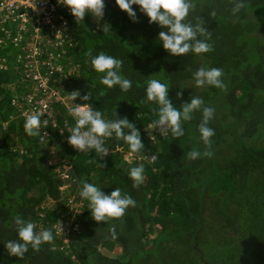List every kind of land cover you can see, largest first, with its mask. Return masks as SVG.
<instances>
[{"label":"trees","instance_id":"16d2710c","mask_svg":"<svg viewBox=\"0 0 264 264\" xmlns=\"http://www.w3.org/2000/svg\"><path fill=\"white\" fill-rule=\"evenodd\" d=\"M237 2L191 0L186 22L202 21L210 34L212 50L202 55L171 56L157 40L161 29L139 12L137 21H130L114 0H105L99 23L90 15L83 21L64 15L67 41L46 46L39 57L32 52L44 41L33 44L18 26L5 25L9 38L0 49L7 67L0 71V264H264V0H242L244 6L233 14ZM16 35L24 48L14 42ZM101 52L122 61V75L132 81L128 92L100 85L101 74L91 70L90 61ZM49 54L64 72L49 79L50 87L76 80L80 87L75 91H91L94 110L108 119L116 112L136 125L144 150L130 154L113 137L105 141L110 154L104 159L77 152L67 143L74 122L60 103L52 104L56 127L44 126L41 118L39 134L25 132L14 104H23L15 99L24 86L21 64L46 62ZM74 67L77 76L71 74ZM201 67L221 69L225 87H197L193 74ZM153 78L168 84L175 106L196 96L214 109L210 145L199 138V111L182 121L185 135L179 139L148 127L157 106L142 101L147 80ZM193 150L202 153L196 160L188 157ZM55 151L68 171L61 161L53 162ZM140 164L144 180L133 188L128 172ZM83 182L97 184L106 194L119 187L135 206L118 219L97 223L79 196ZM71 198L72 205L81 204L73 222L66 203ZM17 215L34 222L37 232L51 230L53 241L38 251L29 247L23 259L9 257L4 243L17 237Z\"/></svg>","mask_w":264,"mask_h":264},{"label":"clouds","instance_id":"9594fccd","mask_svg":"<svg viewBox=\"0 0 264 264\" xmlns=\"http://www.w3.org/2000/svg\"><path fill=\"white\" fill-rule=\"evenodd\" d=\"M65 6L75 20L83 21L90 15L97 23L105 16V0H58ZM118 9L125 13L132 22L138 19V12L142 14L149 25H156L161 29L157 40L163 50L174 57H181L188 53L202 55L212 50L208 43L210 34L203 22L195 24L186 22L192 4L191 0H114ZM242 0H238L233 9V14L238 13L243 7ZM110 28L105 24V27ZM90 68L93 72L101 74L100 85L106 89L118 88L121 92H128L132 88V81L122 75V61L116 57L101 52L92 56ZM223 72L219 68L201 67L193 74L197 87L211 86L217 89L225 87L222 80ZM169 86L159 79L147 80L144 92V102L154 104L156 118L148 125L153 130L169 132L173 139H179L185 135L182 121L191 120L192 114L201 112V121L198 126L199 138L204 145H210L214 130L209 127L213 119L214 109L205 107L200 97L191 96L189 101L175 106L169 96ZM182 93H178L181 96ZM73 106L68 114L74 124L69 130L67 143L79 153H94L96 157L104 159L109 156V149L105 145L108 138L122 140L127 145L130 154H136L144 150L141 132L127 117L118 118L115 112L114 118L108 119L100 110H94L89 103L93 97L91 91L81 95L79 91L68 94ZM79 99L81 103H74ZM41 115L25 114L24 130L30 136L39 134L41 129ZM202 155L200 151L193 150L188 153L191 160H196ZM203 155H211L204 152ZM145 167L143 164L131 167L128 178L132 187H139L144 180ZM82 201L88 202L91 219L95 222H107L109 219H118L125 215L127 209L135 206L134 199L127 194H122L116 187L110 194H106L95 183L83 182L79 191ZM14 226L17 237L4 243L9 257L23 259L29 247L38 251L45 243L53 241L51 230L36 231V224L17 215L14 218Z\"/></svg>","mask_w":264,"mask_h":264},{"label":"built area","instance_id":"2783aa9c","mask_svg":"<svg viewBox=\"0 0 264 264\" xmlns=\"http://www.w3.org/2000/svg\"><path fill=\"white\" fill-rule=\"evenodd\" d=\"M71 16L70 11L58 3V0H0V49L7 45V30L5 25L13 24L23 34L27 35L33 44H39L44 41L43 45L36 46L33 49L32 56L39 57L45 47H60L67 41L69 35L68 19L64 16ZM12 37V36H11ZM14 42L21 49L24 48L19 42L16 35ZM46 62L32 60L30 55L27 57L32 60L28 63H22L24 74L23 91L24 97L20 99L23 104L16 105V112L20 113V119H25V114L39 113L43 118V125L48 124L56 127L53 119L52 104L60 103L64 105L63 99L56 93L55 87H50L49 79L53 76H62L64 72L59 63L51 62L53 57ZM0 71H7L6 64L0 61ZM70 103V102H67ZM66 106V105H65ZM70 108V107H69ZM66 107L67 111L69 110ZM69 115V114H68ZM66 127V124H65ZM68 130V127L66 128ZM43 136H47L43 130ZM160 136H164L166 132L156 130ZM149 140L155 142V137L150 136ZM42 141V137L40 139Z\"/></svg>","mask_w":264,"mask_h":264},{"label":"rangeland","instance_id":"374dc122","mask_svg":"<svg viewBox=\"0 0 264 264\" xmlns=\"http://www.w3.org/2000/svg\"><path fill=\"white\" fill-rule=\"evenodd\" d=\"M74 70V71H73ZM73 70H72V72L71 71H69V72H71V74H74V76H77V74L78 73H76V71H77V67H74L73 68ZM64 84V83H63ZM60 86V88H57V87H55V92L56 93H58V95H59V97H61L62 99H63V101L65 102L64 103V107L66 108V107H72L73 106V102H72V100L71 99H69V97H68V94H71L72 92H74L78 87H80V85H79V83L78 82H76V80H74V81H70L69 83H67V84H65V85H59ZM19 87V86H18ZM20 88V87H19ZM26 89L25 88H23V90L22 91H20V94H19V96H17L18 94V92L17 93H15V95H16V97L15 98H20V99H22L23 97H24V94H27V93H25V92H23V91H25ZM16 91H18V89H17V87H16ZM67 102H70V103H67ZM66 105V106H65ZM67 110V109H66ZM67 114H68V111H67ZM119 150V149H118ZM56 152L57 151H55V158L53 159L54 161L53 162H58V161H61L62 163H64V166H66V164H65V160L64 159H61V158H59L58 157V155L56 154ZM60 152V151H59ZM142 159H144L143 157H142ZM65 169V171H68L69 170V168L66 166V168H64ZM68 191V190H67ZM70 191H68V193H69ZM69 195H70V193H69ZM72 198L70 199V200H68V202H66L69 206H71L72 208L69 210L71 213H72V215H73V218L70 220L71 222H73V221H75V218H74V216H76V213L79 211V209L81 208V204H76L75 206L74 205H72ZM74 207V208H73ZM58 231H60V230H58Z\"/></svg>","mask_w":264,"mask_h":264}]
</instances>
